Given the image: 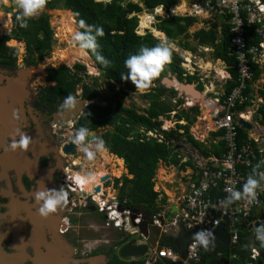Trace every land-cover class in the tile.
I'll use <instances>...</instances> for the list:
<instances>
[{"label": "trees", "instance_id": "1", "mask_svg": "<svg viewBox=\"0 0 264 264\" xmlns=\"http://www.w3.org/2000/svg\"><path fill=\"white\" fill-rule=\"evenodd\" d=\"M180 0H110V2H102L96 0H45L44 8L47 10L63 9L72 13L75 23L83 19L86 24L92 25L93 30L96 26L103 29L104 35L97 37L98 48L96 51L109 61L107 66L98 63L93 53L84 50L91 61L94 62L99 71L98 78H92V83L84 82L85 66L75 63L72 68L65 65L59 67H47L45 79L54 81L52 86L43 89L39 96L40 103L44 105H52L54 102L64 101L68 95H73L77 88H80V97L84 100L96 99V102L86 105L76 119L75 130L85 127L89 132H94L99 128L111 127L105 129L98 138L104 142L106 150L115 155V161L121 166L122 158L128 178L126 175L114 180V184L118 186V198L120 201L125 200L129 206H139L144 209L158 208L165 205V197L159 198V192L153 190V177L159 163L166 166H173L178 171H183L187 167L193 173L196 172L197 166L190 160L182 161L179 151V144L173 143L175 140L182 139L188 143L192 149H196L202 157L214 155L220 158L223 155V143L204 144L194 139L189 132V127L196 120L199 112L198 106H192L189 109L178 108L182 103L180 98L175 99L176 90L167 89L161 83V80L167 76L168 72H172L179 80H186L191 83L196 80L194 76H183L184 69L180 67L181 57L171 50V60L165 64L159 76L153 79L147 88L148 91L142 94V98L147 101V107L137 109L135 106H124L120 97L124 96L128 91H136L135 86L127 79H121V75L127 70L124 68V60L129 55H135L141 46L153 47L160 41L156 39L149 31L143 35L136 33L138 26L140 29L150 26L147 21L151 22V16L141 11L151 12L154 8L161 6L168 16H155L153 33L162 38L165 36L169 44L176 41L177 47L184 50L194 51L195 46L189 42L192 38L197 45L212 48L211 56L213 59H220L224 62L230 78L224 84V92L228 94L231 89L238 83V76L235 72V58L229 55V46L231 33L228 24L223 21L219 24V29L211 25L208 29L200 28L193 33H188L189 27L197 21L196 17L185 15L169 14L171 8L176 6ZM15 12L12 16V28L10 32L0 38V54L6 57L11 54L13 62L16 59L17 50L7 47L4 43L11 38L23 42L25 47L26 62L28 65L36 64L42 58L49 56L51 48L55 42L53 30L50 26L49 15L42 12L38 17L29 18L27 27L21 28L16 21ZM137 13H140L139 20ZM244 15V13H243ZM141 16H145V21L141 24ZM258 23L248 25V33L246 35V43L248 46L257 44L259 41L255 28ZM220 30V32L218 31ZM78 31H83L78 26ZM163 34V35H162ZM5 54V55H4ZM9 58V57H8ZM10 58V59H11ZM10 59L7 61L10 62ZM260 68L257 65L252 66V74L254 79L258 78ZM104 80L106 87L114 94V103L104 97L98 89V80ZM117 86V87H116ZM202 88V86H201ZM200 88V90H201ZM246 93H253V89L248 83ZM257 95L262 103L257 108L255 118L264 126V83L257 90ZM174 100V102H172ZM103 102L104 104H102ZM249 103H247L248 105ZM244 105L237 106V109L243 110ZM171 111H175L173 118L175 121L183 120L185 123H176L173 129H162L159 118L169 119ZM153 132L161 138L147 135V132ZM213 133L212 136H215ZM247 133L239 129V141L246 140ZM97 139V138H96ZM254 145L253 143H251ZM111 162V154L103 150ZM102 219V218H101ZM247 232L243 231L239 238L238 247L233 249L230 246H224L219 242H215L208 251H202L199 264H244L247 256V248L245 245V236ZM114 245H121L127 240H123L124 234L116 232L113 237ZM123 240V241H122ZM176 237L162 236L158 241V246H167L175 248ZM111 250V249H110ZM108 254L112 255V251ZM96 252H94L95 254ZM234 254L235 257H232ZM107 264H125L117 257H113ZM130 264H142L140 260L133 261Z\"/></svg>", "mask_w": 264, "mask_h": 264}, {"label": "built area", "instance_id": "2", "mask_svg": "<svg viewBox=\"0 0 264 264\" xmlns=\"http://www.w3.org/2000/svg\"><path fill=\"white\" fill-rule=\"evenodd\" d=\"M199 2L194 0L191 5L193 10L195 11V8L205 10L206 13L215 19V23H217V14L221 13L223 15L221 22L225 21L228 24L231 33L229 55L234 56L236 61L235 72L238 76V83L228 94H225L224 88L215 93L212 99L213 108L210 110V119L208 122L204 120L205 122L201 123L203 128L202 135L205 137L201 142L206 144L208 143V139L209 141L212 139L214 143L221 141L224 152L220 158L211 155L202 159L203 164L202 166H197L198 172L195 173L196 178H190L191 181L187 193L182 197L180 203L176 205L177 211L173 213L172 220L165 222L163 225L160 224L158 217L164 218V212L157 211L149 219L144 213H135L133 211L135 208L127 205L125 200L120 201L116 193L107 194L105 191L106 186H104L105 183L99 184L100 191L98 193L94 191V186L90 187L89 200L96 204V211L103 217L102 227L123 233L124 237H127L125 239L127 241L123 243L124 245L129 243L128 238L131 236H137L147 244L146 238L142 236L136 226L145 219L150 220L152 225L157 226L163 236H170V228H173V234H175L176 238L180 226L192 236L193 233L201 230L212 233L218 226L223 225L229 236L228 246L233 249L238 247L239 238L243 231L247 230L246 235H252L251 231H256L258 228L255 226L257 223H263L264 225V218L262 217L264 213V183L256 189V198L251 203L248 202L246 197L233 201L226 207L220 203L229 195L226 189L241 190V186L247 176L252 174L253 169L258 163L260 167L256 171H264V147L258 137L243 128L237 120L242 119L258 127L261 131V136L264 137V128L261 129L258 126L260 123L256 118L255 121L258 124L252 120V115L256 116L258 114L256 111L259 106V96L254 94V92H245L248 83H250V87L253 89V65H257L261 70L258 78L260 77L261 79L264 75V0H201ZM156 8L163 11L161 6ZM163 13L165 12L163 11ZM138 14L136 15L139 20ZM164 15H167V13ZM253 23L259 24L255 28L259 41L256 45L248 46L246 43L248 25ZM146 30H149V28L145 27L142 29L144 32ZM151 34L155 38L157 37L154 33ZM158 40L160 42L166 41L164 35ZM189 65L203 69L198 62L191 64V59L183 54L180 67L186 70L187 73L189 72L188 74H184V76L193 75L190 69H187ZM226 70L225 65L223 71L225 72V76H218L223 85L230 78ZM247 103L249 104L247 105ZM183 105L191 106L192 102L184 101ZM239 105H244L245 108L239 110L237 109ZM250 107H252V110H250ZM239 129L247 133L246 140L242 142L239 141ZM213 133H216V135L212 136ZM147 135L157 137L158 139L161 138V135L157 136L150 131L147 132ZM192 136L196 139L195 135ZM77 186L81 189V185L78 182ZM133 215H135L134 218ZM252 236L255 237V235ZM158 241L154 248H151L147 244L148 249L143 256L129 260H140L142 264L200 263L199 255L202 252V246L194 241L192 237L184 247V257H181L177 249L166 246L158 247ZM134 243L141 244V241L137 240ZM255 243L260 244L259 241H255ZM232 257H235L234 254ZM247 257H250L252 260L250 264H255V258L258 257V253L252 248L248 251Z\"/></svg>", "mask_w": 264, "mask_h": 264}, {"label": "flooded vegetation", "instance_id": "3", "mask_svg": "<svg viewBox=\"0 0 264 264\" xmlns=\"http://www.w3.org/2000/svg\"><path fill=\"white\" fill-rule=\"evenodd\" d=\"M11 5L12 2L10 6L2 10V7L6 6V4H0V10L3 12H0V18H4L10 24L8 33L12 28V16L17 12V10L14 11ZM8 13H10L9 17H7ZM1 26L2 23H0ZM3 36L5 35H1L0 38ZM14 40L17 41L11 38L6 40L4 44L9 48H15L14 45L8 44ZM17 42L23 45V51L20 54L17 51L14 62L11 54H6V57L0 54V215L12 212V206H18V204L21 205L15 207L17 210L16 216H6V219H9L11 222L16 220L20 222L24 221L26 213L29 215L30 213L37 212L36 207L39 206L34 201V195L40 184L44 189L62 188L67 193V203L63 211L58 210L56 214L47 217L49 219L48 228L46 227V223L43 222V218H34V223L38 227V237L30 235L28 228L25 226L18 232L19 236L23 237L21 241L28 242L23 247L24 251H22L26 255L23 264H32V259L43 255L46 252V245L49 244L57 246L59 253L70 258L66 264H87L81 263L78 260L86 259L96 254H104L109 259L106 264L113 257H117L125 264L132 263L133 261L129 260L131 258H119V248L124 244L114 245V239H112V243L108 248L103 245V240L97 239L94 243L95 245H92L90 249L89 238H82L81 240L77 238L78 235L75 234L77 226L85 223L86 219H89V214L92 211H96V205L94 210L89 209L87 202V199H89V189L85 185L86 182L79 183L80 185L82 184V189L78 188L77 182L83 176L75 172L77 168V163L74 162L75 158H73L72 154L64 153L62 147L71 142L69 136L71 135L72 137L75 134V121L84 108L77 117L70 121L54 119V115L62 111L60 105L63 101L60 100L58 102L57 100V102H54L50 106L40 103L39 96L43 89L54 84V81L45 79L47 69L45 67V74L40 79L42 82L34 89H31V81L33 80H29L27 77L26 79L18 80L17 85H13L14 79L18 77V72L21 73L22 69L30 66L26 62L24 43ZM8 59H10V62L7 61ZM32 65L36 68L38 63ZM33 75L32 79H35L36 74L33 73ZM176 79L181 81L177 76ZM146 90L148 91L147 88ZM75 95H77V98L82 99L80 97V88H77L72 95L74 101L76 100ZM13 109L19 110V121L12 118ZM62 124L65 126L62 127ZM16 129H19L20 132L31 138L29 148L24 152L19 149L15 152L6 150L10 137L19 139V136H15ZM69 130L73 132L70 133ZM65 131H68V133ZM91 140L86 142L87 145ZM74 149L77 157L79 156L81 160L86 159L83 152H81L80 156L76 146ZM7 155H9V158L6 161ZM4 160L6 161L5 164L3 163ZM92 174H95V172L92 171ZM121 176L124 175L121 174ZM109 194L111 195V192ZM131 207L135 208L139 206ZM26 209L27 211L25 212ZM47 218L45 219L47 220ZM6 222L7 220L4 221L5 224ZM261 225L263 223H257L255 226L260 227ZM8 227L7 225L4 226V229L8 231V235L6 241L3 242V247L7 253H11L12 250L8 249V246L13 242L14 244H18L20 241L18 242V240L12 238L15 229L9 228L8 230ZM125 239L126 237L123 240ZM128 242L134 243L133 240H128ZM109 250L112 251V255L108 254ZM93 251L97 253L94 254ZM258 258H255V264ZM244 264H247L246 260Z\"/></svg>", "mask_w": 264, "mask_h": 264}, {"label": "rangeland", "instance_id": "4", "mask_svg": "<svg viewBox=\"0 0 264 264\" xmlns=\"http://www.w3.org/2000/svg\"><path fill=\"white\" fill-rule=\"evenodd\" d=\"M133 1H137V0H133ZM11 2H12V0H0V4H4L5 3L6 6H9ZM180 3H182V2H180ZM192 4H193V2L190 1V0H188V5L191 6ZM60 10H63V9H52L49 12H47V9H45L43 7L38 12V14L36 16H34V18H36L42 12H46L49 15V22H50V26H51V28L53 30V36H54L55 42H54V44H53V46L51 48V51H50L49 56L42 58V60H40L38 62L37 67L34 70H31L32 71V74L33 73L36 74V78L35 79H32L33 81H31V89H34L35 87H37V85L39 83L42 82L40 79L45 74L44 67L45 68H47V67H59L61 65H65V66H67L69 68H72L75 63H79V64H82V65H85L81 61H74L73 63L68 64L67 63L68 61L65 60V57L67 55V49L70 48V47H77V45L72 42V39H71L72 38V35H71V33H68L66 31L67 28L65 26H63L58 21L59 18H61V15H58L57 14V11H60ZM18 11L19 10H17V12ZM188 12L190 13V10L189 9H188ZM140 13H146V14H148V15L151 16V18H152L151 19V21H152L151 25L153 23H155V20H154V17L155 16H157V15L158 16H162V17L164 16L163 11L162 10H159L157 8L154 9L153 11H151V12L141 11ZM140 13L138 14V16H140ZM9 15H10V13L7 14V17H9ZM197 17L200 19V22L198 24H195L194 26H192L189 29V32L190 33H192L194 30H196L198 28H201V27H204V26L207 25L206 24V21L203 20V19H201V17H203V16H200L199 15ZM144 18H145V16H141V23H143V19ZM9 27H10V24H8V27L5 28V29H3L1 27L0 28L1 29L0 30V36L1 35L8 34ZM73 27H74V30H73L74 33L76 31H78V26L75 23V21L73 22ZM144 33L145 32L142 31V29H139V31H137V34H139V35H143ZM157 37H156V39H160V38H157ZM188 40H189V42H190V44L192 46H195L196 47V49L194 50V52L192 51V53H191L193 55V57H194L193 60H192L193 62L197 63L196 59L197 60L198 59H201L203 61H209V62L211 60L214 64H216V66H214V67H219V68L221 67V65L219 63H216L217 60H214V59L211 58V51H212L211 48H207V47L205 48V47L197 46L196 45L197 42L194 41L192 38H189ZM8 44L9 45H14L15 46L14 49H17L18 54H20V52L23 51V45L22 44H19L15 40L14 41H10ZM176 46H177V44H176V41L174 40V43L173 44H170V49H172L176 54H178L180 57H182L183 56V52L179 51L181 48L179 49ZM77 48H79V47H77ZM209 62H207V65L209 67L208 69H211L213 67H212V65ZM93 66H94V68L92 70V69L88 68L85 65V68H86L85 69V74H87L88 76L84 77V75L82 73H79L84 78V82H86L88 84L92 83V80H93L92 78H98V76H99L98 69L95 67L94 64H93ZM205 70H207V69H205ZM167 74H170L172 77H174V79H176V75L173 74L172 72H168ZM215 75H217V74L214 71H211L210 74H209V77L206 79L207 82H205V84H208V82H210L211 80L212 81L214 80L215 81V85L218 88L219 85H220V83L217 81V78H216ZM262 79H264V78L261 77V79H257L252 84L254 94H257L258 88H260L261 85L263 84L264 81ZM98 83H99V85L97 86L98 91L102 95H104V97H107V99L111 100L114 103V101H113L114 98H115V96H114L115 94L114 93L116 91H111L110 89H108L106 87V84H105L104 80H101L100 78L98 80ZM163 86L166 87L164 84H163ZM166 88L167 89H171L172 86L171 87H166ZM200 88H201V86H199L198 89H200ZM78 91H79V89H78ZM144 92H147V90L146 89H140V88H136V91H134V92L128 91L124 96L120 97V100H121L122 105L128 106V107L135 106L138 110L147 107V101L142 98V94ZM208 93H210V91H208ZM177 97H183V96L181 95V96H177ZM203 97L204 96H202V95L199 96L200 101H201V105H202V103H207L209 100L213 99V97H209L207 95V96H205V101H204V100H202ZM258 100H259L258 105H260L262 103V101L260 102V99L259 98H258ZM101 103L104 104L103 102H101ZM179 108H184V106L181 105ZM250 110H252V107H250ZM209 111H210V109L207 108V111L206 112L204 111L202 113L203 116L209 118V116L206 114ZM174 113H175V111L173 112V114L170 113L169 119H161L160 120L161 121V128L162 129L168 130V129L175 128V123L176 122H175V119L172 117V115H174ZM208 120L209 119H206L205 121L208 122ZM252 120L255 121V115L254 114L252 115ZM182 122L183 121H179L178 123H182ZM63 126H65V125L62 124V127ZM258 126L261 129L264 128L263 126H261L259 124H258ZM105 129H111V127H109V126L106 127V128H102L101 127L99 129H97L96 131H94L95 133H97L95 135L96 137H94L88 143V147L90 149H92L93 151H95L94 144H95L96 138L98 136H100V134ZM263 131H264V129H263ZM65 132L68 133V131H65ZM71 132H73V131H70V133ZM189 132H190V134L195 135L196 136V139L199 140V141H202L205 138L202 135L203 134L202 124L199 123L197 120L192 125H190ZM72 136H74V135H72ZM69 137H71V135ZM173 143H178L180 145L179 146V151H180V156H181L182 161L190 160L192 163L196 164L197 166H202V164H203V162H202L203 161L202 160L203 159L202 156L199 154V152H197V150L192 149L191 147H189L184 142V140L182 139V136L179 138V140L173 141ZM103 150L108 155V151L106 150L105 147H104ZM79 154L81 156V154H82L81 151H79ZM101 154H102L101 151H96L95 157L92 160H88V159L87 160L86 159H82L81 160V158L79 156L76 157L74 159V162L77 163V168L75 169V172L77 174H79V173L82 174V176H84L83 174H86V173H89V172L92 173V171H94L95 174H96V173L99 172V170L101 169V167H103L106 170V172H109V174L112 175L111 180L109 179V182H106L104 184V186H109V185H111L113 183L114 177L116 178V177L120 176L121 174L126 175L127 172L125 173V172H122L121 171L122 170V167L124 168L123 162L121 163V166L119 167V165L116 163L115 157H113V155H110L111 158H112V161L110 163L109 162L106 163L101 158ZM102 164H103V166H102ZM112 170H113V172H112ZM182 172H185V171H178V170L176 171L173 166H166L163 163H159V165H158V167L156 169V172H155V175L156 176L154 175V177H155V180H154V184L155 185L153 184L154 189H156L157 183L159 181H161V182H163L165 184L164 186L166 187V189H169V191H172L176 196H178V194L180 193V191L183 190L186 187V183H185L186 179L185 180H182V177H183L182 176ZM189 172H190V169H189ZM95 174H93V176ZM154 177H153V179H154ZM163 177H166V178L163 179ZM169 177L171 178V181L168 183ZM178 183L180 185L179 187H178ZM114 191L115 192H111V194L118 192V189L115 188ZM116 195H118V193H116ZM91 217H102V215L100 213L96 212V211H92V213L89 214V219H86V222L85 223H81V224H79L77 226L76 232H75V234L78 235L77 238H79L80 240L82 238L83 239L89 238V247H90V249L92 248L91 247L92 245H95L94 243H95V241L97 239L103 240V245L106 248H108L111 245V243H112V239H113L112 237L116 233V231L115 230H106V229L102 228L101 227V224L102 223L97 222L96 221L97 219H94V218H91ZM255 233H256L255 230L251 231V234L252 235H255ZM129 240L137 241L138 240V237L137 236H131L129 238Z\"/></svg>", "mask_w": 264, "mask_h": 264}, {"label": "clouds", "instance_id": "5", "mask_svg": "<svg viewBox=\"0 0 264 264\" xmlns=\"http://www.w3.org/2000/svg\"><path fill=\"white\" fill-rule=\"evenodd\" d=\"M12 2L14 7L19 10L16 15V21L21 28L27 27L28 19L36 16L45 5V0H12ZM78 26L80 29H83V31H76L72 35V42L81 50L91 51L98 63L107 66L109 61L96 51L98 48L97 37H102L104 35L103 29L96 26L93 30V26L86 24L83 19L78 21ZM153 30H155V28L152 26L151 29L146 31L153 33ZM170 60L171 49L170 44L167 41H161L153 47L141 46L137 54L129 55L124 60V68L127 72L126 75H121V79L129 80L135 88L146 89L149 87L151 81L159 76L164 65L169 63ZM78 103L79 102L74 101V98L71 95H68L60 105V108L62 111H71L76 108ZM12 118L16 121L20 120L19 110L13 109ZM88 135L89 130L82 126L76 129L74 136L70 137V140L79 151L84 153L86 159L92 160L95 157L96 151L104 149V142L102 139L97 138L94 144L95 151H93L85 142ZM15 136H19V139L10 137L6 150L12 152H15L17 149L23 152L28 150L31 138L26 136L23 132H20L19 129H16ZM259 167L260 164L258 163L253 169L252 174L247 176L240 191L226 189V191L229 192V195L220 202L222 206L226 207L233 201L239 200L242 197H246L249 203L255 200L256 189L264 183V171H256ZM92 180L93 174L89 172L79 179L78 183L90 182ZM34 201L39 205L37 208L39 216L47 218L52 214H56L58 210L63 211L64 206L67 203V193L62 188H45L44 190L35 192ZM212 235L213 234L210 231L201 230L193 233L192 239L201 246H207ZM254 241H259L260 246H264V225H261L256 229Z\"/></svg>", "mask_w": 264, "mask_h": 264}, {"label": "water", "instance_id": "6", "mask_svg": "<svg viewBox=\"0 0 264 264\" xmlns=\"http://www.w3.org/2000/svg\"><path fill=\"white\" fill-rule=\"evenodd\" d=\"M109 0H102V2H108ZM10 6V5H9ZM7 6H3L2 10L6 9ZM11 7L14 10H18L14 7L13 3L11 5ZM2 10H0L1 13ZM50 10H47V12H49ZM223 15L221 13L217 14V19L218 22H221ZM74 19V18H73ZM1 21V19H0ZM75 21V20H74ZM139 26H137V28L135 29V31H139ZM35 69V67L33 65H30L28 67H26L25 69L21 70V73L18 72V79H14L13 81V85H17L18 84V80L20 79H26V77L29 80H32L33 78V74L32 71ZM175 81L176 84L173 82ZM161 83L164 84L166 87H171L174 88L177 92L178 95H187L189 97H192L194 99H198L197 97H199L200 95V91H198L195 88V83H185L182 81H178L177 79H174V77H172L170 74H167L166 77H164L161 80ZM15 88V86H13ZM16 89V88H15ZM75 97V102H79L76 105V108H74L71 111H61L57 114L54 115V119L55 120H60V121H70L71 119L77 117L79 115V113L82 111V109L92 103L95 102L96 99H92V100H84V99H80L77 98V95L74 96ZM238 122L242 125L243 128H245L246 130L250 131L254 136L258 137L260 143L262 144V146L264 147V137L261 136V131L258 127L253 126L251 123L244 121L242 119H237ZM96 135L95 132H89L88 137H86V141L91 140L94 136ZM74 145L70 142L66 145H64L62 147L63 152L67 153V154H72L73 158H76L77 155L75 153V149H74ZM9 155L6 156V161L8 160ZM6 161L4 160V164L6 163ZM109 179H111V176L109 174H105L104 176H102L100 178V183L104 184L107 181H109ZM44 190V188H42V185L40 184L37 188V191H41ZM94 191L95 192H99L100 191V186H94ZM117 200V199H115ZM87 202L89 204V209L90 210H94L95 209V203L89 199H87ZM21 204H18V206H20ZM13 205L12 206V212H7V214H2L0 215V264H23L26 255L22 252L24 251L23 247L26 246V241H21L23 237L19 236V233L22 230V227L25 226L28 228V233L33 237H38V232H37V228L36 227V223H34V218H42L40 217L37 213H30L29 215L26 213V219H24V221H14L11 222L9 219H6V216H11V217H15L17 214V210L15 207H18ZM39 206V205H38ZM174 207V208H173ZM38 207H36L37 210ZM27 211V209L25 210V212ZM133 211L135 213L137 212H141L146 214L147 218H151L153 215H155V213L157 211L160 212H164L163 207H158V208H152V209H144L142 207H135V209H133ZM175 211H177V208L175 207V205L171 206L169 210H167L164 218L162 217H158V220L160 222L161 225H163L165 222H170L172 220V216L173 213H175ZM135 217V215H133V218ZM262 217L264 218V213L262 214ZM7 220L6 224L4 223V221ZM42 221V220H41ZM9 222V223H8ZM27 222V224H26ZM43 222L46 223V227L48 228V223H49V219L47 218V220L45 218H43ZM7 225L8 230L9 228L12 229L14 228L15 231L14 234H12V238L14 240H18V242L20 241V243L18 244H14V242L12 244H10L8 246V249H11L12 252L11 253H7L4 250L3 247V242L6 241L7 239V235H8V231H6L4 229V226ZM137 228L139 229V232L142 234V236H144L146 238L147 244L151 247L154 248L156 246V242L159 239L160 236V232H159V228L155 225H152L151 221L149 220H142L138 225H136ZM26 228V229H27ZM12 232V233H13ZM212 237L209 239V243L207 246H202L201 250L202 251H208L212 245L215 242H219L224 246H228L229 245V236L224 228L223 225L218 226L213 232H212ZM19 236V237H18ZM191 235L186 232L181 226L179 227V232L176 238V242H175V247L176 249L180 252L181 257H184V247L185 245L188 243V241L191 239ZM245 241H246V246H247V250L250 251L252 248H254L257 253H258V261L256 264H264V246H260V244H256L254 241V237L252 235H246L245 236ZM61 243V242H58ZM146 243H127L123 246H121L119 248L120 251H118V255L119 258L121 259H129V258H137V257H141L143 256L147 249H148V245ZM46 252L41 255V256H37L36 258L32 259V264H66L70 258L59 253L58 252V247L57 246H52L51 244L46 245ZM109 259L104 255V254H98V255H94V256H90L86 259H81L78 260L81 263H87V264H106V262ZM246 263L250 264L252 262V260L250 259V257L245 258Z\"/></svg>", "mask_w": 264, "mask_h": 264}, {"label": "crops", "instance_id": "7", "mask_svg": "<svg viewBox=\"0 0 264 264\" xmlns=\"http://www.w3.org/2000/svg\"><path fill=\"white\" fill-rule=\"evenodd\" d=\"M192 2H194V0H191ZM199 1H201V0H196V2H199ZM180 2H182L185 6H184V8H183V10L184 11H180L179 9H178V7L181 5V3H179L178 5H176L175 7H173V9H171L170 10V13L169 14H173V15H180V16H185V15H190V16H196V19H197V21H195L190 27H189V29L192 27V26H194L195 24H198L199 22H200V19L197 17V16H203V17H201V19H203V20H205L206 21V26H204V27H201V28H203V29H208L209 27H211V25H213V26H216L217 27V29H219V22H218V19H217V23H215V19L214 18H212L211 17V15L210 14H208V13H206L205 12V10H202V9H199V12L198 11H196V8H195V11L193 10V8H192V6H189L188 5V0H181ZM200 3V2H199ZM199 3H196V4H199ZM195 4V3H194ZM188 9L190 10V13L188 12ZM60 11H68V10H60ZM163 14H165V13H163ZM72 15V14H71ZM165 16H168V14L167 15H164L163 17H165ZM151 23H152V21L149 23V25L150 26H153V24L151 25ZM139 24V23H138ZM142 24V23H141ZM152 28V27H151ZM151 28H149V29H151ZM189 29H188V33H190L189 32ZM198 29H200V28H198ZM198 29H196V30H198ZM196 30H194L193 32H195ZM219 32H220V30H218ZM192 32V33H193ZM137 33V32H136ZM191 34V33H190ZM155 35V34H154ZM197 45V44H196ZM197 46H200V45H197ZM201 47H205L206 48V46H201ZM207 48H209V47H207ZM172 50V49H171ZM211 50H212V48H211ZM179 51H181V52H183V54H185V56H187V57H189L190 59H191V64H193L194 62L192 61L193 60V55L191 54L192 53V51H189V50H184V49H180ZM194 52V51H193ZM211 53H212V51H211ZM180 54V53H179ZM189 54H190V56H189ZM181 55V54H180ZM211 58H212V56H211ZM213 59V58H212ZM214 60H217V62L216 63H219L220 65H221V67H220V70L223 72L224 71V66H225V64H224V62L223 61H221L220 59H214ZM196 61L198 62V63H200V62H203V63H207V62H209V61H203V60H201V59H199V60H197L196 59ZM211 65H212V67H214V66H216V64H214L211 60H210V62H209ZM187 69H190V71L192 72V74L193 75H190V76H194V77H196V80H193L191 83H195V88L198 90V91H200L201 93H200V95L199 96H204L203 97V99L202 100H204L205 101V96H209V97H214V95H215V93L216 92H218V91H220V90H222L223 88H224V85H223V83H222V81H220L219 80V78H218V74L217 75H215L216 76V78H217V81L220 83V85H219V87L217 88L216 87V85H215V81L213 80H211L210 82H208V84H205V82H207L206 81V79L209 77V74H210V72L211 71H213V69L211 70V69H207V70H204V69H198L197 67H195V66H191V65H189L188 66V68ZM194 70V71H193ZM185 71V74H188L187 73V71L186 70H184ZM215 72V71H214ZM216 73V72H215ZM263 78H264V75L262 76ZM258 79H260V77L258 78ZM184 80V81H183ZM182 80V82H185L186 83V80L185 79H183ZM263 81H264V79H262ZM264 83V82H263ZM199 86H202V88H201V90L200 89H198L199 88ZM208 91H210V93H208ZM177 96H181V95H178V94H176V96H175V99H177V98H180V99H182L181 100V104L178 106V108L181 106V105H183V103H184V101H191L192 102V105L191 106H184V108L185 109H189L190 107H192V106H198V108H199V112H198V114L196 115V120L199 122V123H204L205 121L204 120H206V119H210V116H211V113H210V111L209 112H207L206 114L209 116V118H207V117H205V116H203V112L205 111H207V108L208 107H211V108H213V100L211 99V100H209L208 102H209V104L208 103H202V105H201V101H200V98H198V99H194V98H192V97H189V96H187V95H182L183 97H177ZM172 102H174L173 100H172ZM183 108V109H184ZM210 108V109H211ZM170 113H172L173 114V112L171 111ZM169 116H170V114H169ZM172 117H173V115H172ZM162 118H160L159 120H161ZM195 120V121H196ZM180 121H183V120H180ZM176 123L177 122H179V121H175ZM176 123H175V125H176ZM185 122L183 121L181 124H184ZM192 135V134H191ZM204 136V135H203ZM196 140V139H195ZM198 141V140H197ZM201 142V141H200ZM209 143H214L213 141H212V139H210V141H209V139H208V143H206V144H209ZM189 147H191L188 143H186ZM215 144V143H214ZM192 148V147H191ZM196 150V149H195ZM198 152V151H197ZM109 153V152H108ZM109 154H111V153H109ZM200 154V153H199ZM111 155H113V154H111ZM201 155V154H200ZM113 156H115V155H113ZM211 156V155H210ZM202 158H205V157H202ZM121 160V163L123 162V160H122V158L120 159ZM123 165H124V163H123ZM159 165V164H158ZM195 166H197L196 164H194ZM175 169V168H174ZM189 169L190 168H186L185 170H183V171H185V172H182V180H185L186 179V181H185V183H186V187L183 189V190H181L180 191V193L178 194V196H176L172 191H169V189H166V187L164 186L165 184L163 183V182H161V181H159L158 183H157V187H156V189H154V187H153V190L154 191H156V192H159V198H161V197H165V205H163V206H160V207H163V209H164V215L166 214V212H167V210H169L170 209V207L173 205H175V207H176V205L178 204V203H180V201H181V199H182V197L187 193V190H188V187H189V183H190V181H191V179L190 178H192V179H195L196 177V172H198V171H196V172H194L193 173V171L190 169V172H189ZM197 169H198V167H197ZM124 170V171H123ZM176 170V169H175ZM122 172H127V170L125 169V167L123 168L122 167V170H121ZM177 171V170H176ZM106 173H108L109 174V172H106ZM121 174V173H120ZM126 176L128 177V178H130L131 177V175H129V174H127L126 173ZM156 176V175H155ZM111 177H112V175H111ZM120 176H118V177H114V180L115 179H118ZM166 177H163V179H165ZM111 180V179H110ZM114 180H113V183L111 184V185H109V186H106V188H105V191L107 192V194L109 193V192H115L114 191V189L115 188H117L118 189V186L120 185V181H119V185L118 186H116L115 184H114ZM154 180H155V177H154V179H153V183H154ZM171 181V178L169 177V180H168V183ZM182 184V183H181ZM155 185V184H154ZM180 185H179V183H178V187H179ZM174 188V187H173ZM116 193H118V192H116ZM113 194V193H112ZM174 208V207H173ZM91 218H94V219H97L96 221L97 222H99V223H102V221H103V217H91ZM102 218V219H101ZM93 220V219H92ZM101 227H102V224H101ZM103 228V227H102ZM105 229V228H104ZM106 230H114V229H106ZM173 228H170V236H173V237H176L175 236V234H173L174 232H173ZM116 231V230H115ZM246 232H248L247 230H245ZM117 232V231H116ZM161 232V231H160ZM162 233H163V231H162ZM248 235H250V234H248ZM163 235H161V233H160V239H161V237H162ZM127 238V237H126ZM129 239V238H128ZM138 240H140L141 241V243H144L143 241H142V239L141 238H138ZM245 245H246V241H245ZM159 247V246H158ZM160 247H165V246H160ZM167 247V246H166ZM246 248H247V246H246ZM248 251V250H247ZM93 252H95V251H93ZM97 253V252H96ZM97 255V254H96ZM247 258V257H246Z\"/></svg>", "mask_w": 264, "mask_h": 264}, {"label": "bare ground", "instance_id": "8", "mask_svg": "<svg viewBox=\"0 0 264 264\" xmlns=\"http://www.w3.org/2000/svg\"><path fill=\"white\" fill-rule=\"evenodd\" d=\"M184 4L183 3H181V5L178 7V9L182 12V11H184L183 10V8H184ZM196 11H198L199 12V9L198 8H196ZM57 14L58 15H61V18H59V22L63 25V26H65L67 29H66V31L68 32V33H71V35H73L74 34V27H73V22H74V19H73V16L71 15L72 13L70 12V11H57ZM1 19V21H0V23H2V28L3 29H5V28H7V21L4 19V18H0ZM58 19V18H57ZM56 19V20H57ZM145 19L146 18H144L143 19V22L145 21ZM57 22V21H56ZM147 23L149 24L150 23V21H147ZM0 27V28H1ZM59 29V28H58ZM65 34V33H64ZM71 40V39H70ZM78 47V46H77ZM77 47H70V48H68L67 49V55H66V57H65V60H67L68 62V64H70V63H73L74 61H81L82 63H84L88 68H90V69H92L93 70V68H94V66H93V62L92 61H90L89 60V56H88V54L84 51V50H81L80 48H77ZM177 47V46H176ZM180 49V48H179ZM173 51V50H172ZM199 60V59H198ZM199 62V61H198ZM200 65L202 66V68L205 70V69H208L209 67H208V65H207V63H203V62H200ZM213 69V71H215L216 72V74H218V75H221V76H225V72H222L221 70H220V68L219 67H213L212 68ZM211 69V70H212ZM34 70V69H33ZM91 70V71H92ZM36 76V75H35ZM175 84H176V82L175 81H173ZM197 98H199V97H197ZM96 102V101H95ZM94 102V103H95ZM93 103V102H92ZM208 104H209V102H207ZM211 107H208V109H210ZM210 110H212V108L210 109ZM101 158L107 163V162H109L110 163V161L108 160V158H107V156L103 153V150H101ZM102 166H103V164H102ZM106 170L103 168V167H101V169L99 170V172L98 173H96L94 176H93V180L92 181H90V182H86L85 183V185H87L86 187H87V189H89L90 190V187H93V186H96V185H98V184H100V178L103 176V175H105L106 173ZM112 172H113V170H112ZM108 174V173H107ZM80 175V174H79ZM80 176H82V175H80ZM79 179V178H78ZM81 187H82V184H81ZM82 189V188H81ZM84 189V188H83Z\"/></svg>", "mask_w": 264, "mask_h": 264}]
</instances>
